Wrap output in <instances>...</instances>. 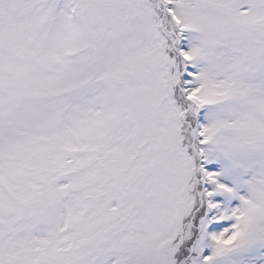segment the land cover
Wrapping results in <instances>:
<instances>
[{
    "label": "snow or ice",
    "instance_id": "obj_1",
    "mask_svg": "<svg viewBox=\"0 0 264 264\" xmlns=\"http://www.w3.org/2000/svg\"><path fill=\"white\" fill-rule=\"evenodd\" d=\"M0 264H264V0H0Z\"/></svg>",
    "mask_w": 264,
    "mask_h": 264
}]
</instances>
